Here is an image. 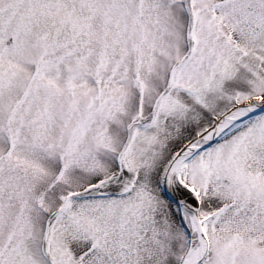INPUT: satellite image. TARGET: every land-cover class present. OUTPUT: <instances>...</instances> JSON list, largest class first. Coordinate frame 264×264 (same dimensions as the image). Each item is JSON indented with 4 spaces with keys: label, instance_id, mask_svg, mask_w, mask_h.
<instances>
[{
    "label": "snow or ice",
    "instance_id": "obj_1",
    "mask_svg": "<svg viewBox=\"0 0 264 264\" xmlns=\"http://www.w3.org/2000/svg\"><path fill=\"white\" fill-rule=\"evenodd\" d=\"M0 264H264V0H0Z\"/></svg>",
    "mask_w": 264,
    "mask_h": 264
}]
</instances>
